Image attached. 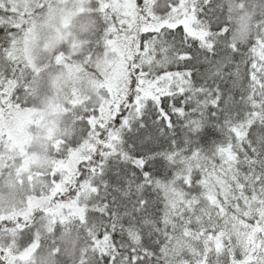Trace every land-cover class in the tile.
<instances>
[{"label": "snow or ice", "instance_id": "6c2138e0", "mask_svg": "<svg viewBox=\"0 0 264 264\" xmlns=\"http://www.w3.org/2000/svg\"><path fill=\"white\" fill-rule=\"evenodd\" d=\"M0 264H264V0H0Z\"/></svg>", "mask_w": 264, "mask_h": 264}]
</instances>
